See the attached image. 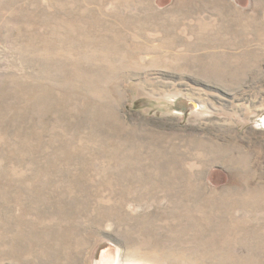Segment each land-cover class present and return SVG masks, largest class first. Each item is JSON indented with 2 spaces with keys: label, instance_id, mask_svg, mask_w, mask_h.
Instances as JSON below:
<instances>
[{
  "label": "rangeland",
  "instance_id": "374dc122",
  "mask_svg": "<svg viewBox=\"0 0 264 264\" xmlns=\"http://www.w3.org/2000/svg\"><path fill=\"white\" fill-rule=\"evenodd\" d=\"M264 0H0V264H264Z\"/></svg>",
  "mask_w": 264,
  "mask_h": 264
},
{
  "label": "bare ground",
  "instance_id": "6f19581e",
  "mask_svg": "<svg viewBox=\"0 0 264 264\" xmlns=\"http://www.w3.org/2000/svg\"><path fill=\"white\" fill-rule=\"evenodd\" d=\"M263 124H264V119H263ZM264 126V125H263Z\"/></svg>",
  "mask_w": 264,
  "mask_h": 264
}]
</instances>
